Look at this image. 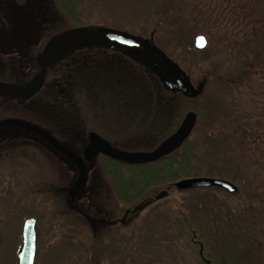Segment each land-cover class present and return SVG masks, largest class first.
<instances>
[{
	"label": "rangeland",
	"instance_id": "obj_1",
	"mask_svg": "<svg viewBox=\"0 0 264 264\" xmlns=\"http://www.w3.org/2000/svg\"><path fill=\"white\" fill-rule=\"evenodd\" d=\"M78 1L81 20L92 27L101 26L146 34L144 29L152 30L155 24H159L163 25L165 30L168 29L169 34L178 33L186 37L184 53L173 55L181 72L176 87L169 85L173 79L165 74H156L149 65L142 62L143 60L122 58L112 52V55L104 58V65L86 62V65L79 69V73L84 80L94 82L96 86L90 89L95 91L90 96L94 94V111L97 114L91 118L93 124L112 138L113 144L121 148L126 147L125 150L151 147L180 119L187 107L188 96L195 99V107L205 109V120L198 123V134L189 137L194 147L207 156V160L203 161V168L212 165L213 169H217L215 172L224 169L229 174L228 177L240 178L243 184L242 194L246 197L257 195L254 202L262 209L264 54H257L256 61L253 47L258 46L261 41L264 42V34L260 41L257 35L264 32L261 31L263 26L260 16L253 15L252 9H257L254 8L256 4L250 0ZM24 2L25 4L17 6L23 12L28 10L27 19L20 20L19 16L14 15L13 18L20 21L17 27H10L9 37H0V67H3L2 70L13 71L14 78L20 77L21 67L20 63L13 61L16 55L23 61L26 60L23 66L28 73L35 70L33 60L38 55L41 42L43 43L45 31L58 25H68L67 20L55 10L52 0ZM248 13H252L251 18L247 16ZM163 33L166 34V31ZM197 36L206 37V49H195L194 40ZM6 67L7 69H4ZM241 73L247 77L246 80L239 83L228 82L241 78ZM62 78L63 83L56 86L67 95L64 82L71 83L73 77L69 72ZM13 81L16 82L15 79ZM46 88L47 86L43 87L31 102L16 100L21 97L19 88L18 91L13 90L14 88L9 90L13 100L6 103L1 99L0 117L15 115L12 116L13 119L31 118L39 122L44 131L61 129L67 150L71 147L75 156L83 158V151L89 144L84 128H81L79 119L68 110H53V107H50L54 91L59 89L54 85L50 89ZM172 94H177L175 96L179 99L174 106L171 103ZM3 95L5 96V93ZM211 106L213 109L210 113L207 108ZM195 114L198 118L199 114ZM40 130H26L12 125L0 127V136H5L6 139L3 145L10 147L11 161L24 164L19 171L20 184L16 185H12L8 171L0 169V264L17 262L21 224L13 215L14 207L28 202L30 196L42 187L38 186L41 181L48 178L56 181L60 172L63 174V169L59 170V164L64 160L57 150L52 149L53 144L48 143L43 136L49 133ZM208 137L213 138L217 147L224 144L225 147L218 151L219 155L215 153L212 156L208 153V148L203 144ZM53 138L51 137L52 140L55 139ZM3 139L0 137V140ZM107 142L113 147L110 141ZM49 147H52V151ZM125 150L123 151L127 152ZM99 168L98 164L89 165L87 175H82L81 166L78 165L77 185L88 186L95 178L97 186L105 189L106 192L102 190L108 202L115 203L116 196ZM231 170L233 171L230 172ZM92 184L96 185L94 180ZM207 197L212 198L213 203H224L226 207L230 205L229 198L218 190L186 192L179 194L177 199L183 205H191L196 200ZM174 202L170 197L163 203L160 202L159 206L144 208L136 221L125 223V220L120 229L115 227L106 230L105 227L99 228L94 223L78 224L77 221L74 226L67 223L66 227H57L58 223L52 222L50 228L45 231L46 242L60 245L65 237L71 235L72 238L75 237L77 249L69 257L64 251V255L60 254L57 259L54 251L44 264H197L190 251H177L176 256L172 250L173 247L179 248L174 243L170 230V223L174 221L172 217L176 216ZM191 206L194 207L195 203ZM197 207L199 214L202 206ZM54 226L56 229L53 230ZM101 234L105 235L103 240ZM90 243L93 246L103 243L110 245L113 255L107 259L106 256L99 257L96 248H85V245ZM118 245L120 251L117 250ZM219 246L224 248L222 243ZM37 259V264H40L39 258Z\"/></svg>",
	"mask_w": 264,
	"mask_h": 264
},
{
	"label": "trees",
	"instance_id": "obj_2",
	"mask_svg": "<svg viewBox=\"0 0 264 264\" xmlns=\"http://www.w3.org/2000/svg\"><path fill=\"white\" fill-rule=\"evenodd\" d=\"M52 2L55 10L67 20L68 25H58L51 30L48 28L44 33L45 35L42 38L43 43L41 42L42 45L37 54L42 53L49 45H53L54 51L56 52V60L50 63L44 83L50 87L54 85L58 88L59 86H56V84L59 85L63 83L62 77L64 75L70 72L73 78L71 83L64 82L67 95H64V92H62L60 88L54 91V97L50 107H53V110L63 108V110H68L71 114L75 115L81 123V128H84L85 136H88L90 133H96L102 139L110 141L113 148H118L123 151L126 147L121 148L119 145L113 144L112 138L101 132V130L93 124V121H91V118L97 115L94 111V94L90 96L92 92H95L91 90L96 86H94V82L84 80L81 73H79V69H82L86 65V62L94 65H104V58L112 55L114 48L107 46L103 39L96 35V29L101 26L92 27L81 20L78 0H52ZM250 2L256 4L254 8L257 9H252L254 12L253 15L260 16L263 26L261 31L264 32V0H250ZM39 3L40 2H38V4ZM17 4L23 5L25 2L24 0H0L1 29L11 31L13 27L10 25V20L14 19V15H16V17L19 16L18 19L20 20L27 19L26 13L28 14V10L24 12L21 11L20 8L18 9ZM258 9H260L259 13ZM247 16L251 18L252 13H248ZM82 27H87L91 30V35L89 37L80 41H74L68 45L61 44L59 39L62 35L70 30ZM122 31L130 34L133 33L127 30ZM9 33L10 32H8V35H10ZM260 33L257 34L259 41L263 38L264 34ZM8 35L7 37H9ZM253 50H255L253 55L256 57L257 61V54H264V42H259V45L253 47ZM33 64L35 70L29 73L31 77L38 74L37 65L34 60ZM160 74L163 75V73H159V75ZM241 78H235L228 82L239 83L247 79L246 76L244 77L243 73H241ZM175 95H170L173 106L176 105L179 100ZM26 100L31 102L32 98L29 97ZM186 100L187 107L184 109L180 119L175 122V125H173L174 127H172V129L156 144L151 147H135L125 151H154L163 141L172 136L179 129L184 117L189 112L199 114L197 124L191 136L193 134H198L197 126L201 120H205V109L203 107L196 108L195 103H193L196 100L189 96ZM29 108L30 107H28V109ZM212 109V106L209 109L207 108L208 111L210 110V113ZM12 116L7 117L12 118ZM20 118L22 117L20 116ZM22 119L26 120L33 129L44 130L36 120L31 118ZM53 137L59 142L62 148L67 150V144L65 143L63 135H54ZM190 137L175 152L148 164L130 165L121 163L102 154L96 157L93 162H87L83 160V158L77 157L85 164L86 171L82 173V175H87V167L89 165L98 164L103 178L108 185L111 186L116 196L115 203L108 202V198L106 199L103 192L105 189L102 187V190L99 188L100 185L97 186L95 178H93V180L96 185L92 184L93 180L88 186L77 185L75 199L77 223H85V220L88 219L86 216L90 215H92L90 220L95 222V218H93L95 212L103 210L120 212L124 221L126 220L125 223L128 221H136L140 217L142 209L150 208L153 205L159 206L158 204L160 202L163 203L164 200L166 201L171 197L175 201L173 208L176 216L172 217L174 221L170 223V230L174 237V243L179 247L172 248L175 255L177 251L179 253L182 250L190 251L193 253L197 264H206L204 259L209 261L210 264H264V203L262 205L263 208L260 209L258 204L254 202L257 195L249 194L252 198L250 199V196L246 197L245 194H242L243 184L240 178L228 177L229 174L226 173L224 169H219L218 172H215L217 169H213L211 167L212 165L204 169L203 161L207 160V156L205 153H200L196 147H194ZM203 144L208 148V153L212 156H214L213 154L215 153L219 155L218 151H220L222 147H225L224 144L217 147L213 138L209 137L203 141ZM67 152L73 154L71 147H69V151L67 150ZM9 171L11 172V170ZM232 171L233 170L230 172ZM77 175L79 174L77 173ZM8 176L11 181L14 182V176L11 173H8ZM194 178L225 180L236 186L238 191L236 194H230L216 187L195 188L191 190H178L176 188L178 182ZM196 190L221 191L229 198L230 205L226 207L224 203H213L212 198L210 199L207 197L196 200L194 202L196 207H193L191 205H194V203L191 205H183L177 199L179 194L195 192ZM198 205L202 206L201 209H199V214H197L196 210ZM51 209L53 210L52 204L51 208L49 205H46L42 213L37 202L28 201L14 207L13 215L17 218V221L19 220V224L21 225L26 219L35 218L37 220V234L39 239L41 226L50 218L46 212ZM167 217L169 216L167 215ZM21 225L19 234H21ZM98 227L101 228L100 225H98ZM219 242L222 243V247L224 248H219ZM201 248L203 249L204 259L199 254ZM37 260L38 259H36V264L38 263Z\"/></svg>",
	"mask_w": 264,
	"mask_h": 264
},
{
	"label": "flooded vegetation",
	"instance_id": "obj_3",
	"mask_svg": "<svg viewBox=\"0 0 264 264\" xmlns=\"http://www.w3.org/2000/svg\"><path fill=\"white\" fill-rule=\"evenodd\" d=\"M11 21L14 23H11ZM18 22H20V21L15 20V19H11L10 25L12 27H17ZM154 27L155 28L152 30L144 29V31H146V34H138V33H132V34L134 36L148 42L149 44L156 46L179 69L178 63H177V61L173 55L184 53V47L186 46V37H184V35L182 37V35L178 34V33L173 34V35L169 34L170 32H168V29L165 30V27L163 25L160 26L159 24H155ZM164 30L166 31V34L163 33V32H165ZM5 31H6L5 37H7L8 31L7 30H5ZM148 31H149V33H148ZM103 41L106 43L107 46L114 48L113 52L117 53L118 55H121L122 58L138 59L137 61L143 60L142 62L146 65H149V67H151V69L155 73H163L166 75V77H170L171 79H173L172 80L173 82L169 83L170 87H176L175 84L177 81H179V79L172 78L170 75L166 74L159 67L154 65L145 56L144 52L140 48L128 47V46H125V45L117 43V42H107L105 40H103ZM51 46L52 45H49L47 47V49H49ZM194 47H195V40H194ZM54 53H56V52L53 49V51H52L53 56H54ZM38 55H36L34 58V62L37 65L38 74L33 75L32 77L28 75L31 71L28 73L23 66V64L26 63V60L23 61L22 58L18 55H16V58L13 59V61L21 64V67H19V74H20L21 78L20 77H18V78L12 77L13 71L2 70L3 67H0V101L2 99V100H4V102L7 103V102L13 100V97L9 93V90H12L13 88H14L13 90L17 89V91H18V88L20 89L19 92H21V97H17L16 100H21V101H27L26 99L28 98V96H31V98L33 99L35 96H37V94H39L41 92L43 87L45 88L47 86V88L50 89V87L44 83V80L46 77L45 76L42 83L40 84L39 89L36 92H34L33 94H29V92H28L30 89L29 87H31L32 84H34L36 78L39 76V73H40L38 64L36 62V57ZM54 60H55V57L52 58L51 62ZM4 69H7V67ZM47 73H48V69H47ZM47 73H46V75H47ZM30 77H31V80L29 81ZM13 79H15L16 82H14ZM18 82L20 83V85H17ZM26 82H28V83L26 84ZM4 93H5V96L3 95ZM4 97H5V99H4ZM23 99H25V100H23ZM10 119H13V118H10L7 116L6 117L5 116L0 117V122L10 120ZM15 120H21V121L26 122V120H24V119H15ZM26 130H34V129L31 127L30 129H26ZM42 132L43 133L46 132V133H49L51 135L50 136L49 134L48 135L43 134V136L46 137L47 142L50 144H53V148L52 147L51 148L57 150L58 154L61 156V159H63L64 161H62L59 164L60 165L59 170L63 169V174H62V172H60L56 181H51V179H49V178L41 181V183H39L38 186H42V187L37 192L33 193L30 196V198L28 199V201L37 202L42 213L44 212V208L46 205H49V207L51 208V204H52V207H53V210L51 209V210H48L46 212L50 218L47 221V223H45L41 226V230L39 232V239H38L39 240V243H38L39 244L38 245L39 250H37V258H39L40 264H44L46 259L49 256H51L54 251H55V259H57V258H59L60 254L64 255V251H65L66 255L69 257V256H71V253H73L77 249L75 237L72 238L71 235H69V237H68V238H70L69 240L67 237H65L64 240L60 243V245L59 244L53 245V243H47L46 242V239H45L46 232L45 231L48 230V228H50L49 225L52 222H57L58 223L57 227H66L67 223L69 226H74V224L77 220L76 219L77 210L75 208V206H76L75 205V199H76V191H77L76 190V188H77L76 177H77L78 165L81 166L82 173H85V171H86L85 164L81 160H79L77 158V156L67 152L64 148H62L60 146L59 142L53 138L54 135H57V136L63 135L61 129H54L52 131L42 130ZM0 137L4 138L3 140H0V169H2V170L6 169L8 171V173H11L14 176V182H12V185L20 184L19 171H20V167L24 164L11 161L12 156H11V153L9 150L10 147L8 145H3V144H5L4 142L6 141L5 136L3 137L1 135ZM51 137L54 140H52ZM88 139H89V135H88ZM40 143L43 144L42 140H40ZM87 146L85 147V149L87 148ZM51 148H50V150H51ZM83 153H84V151H83ZM9 170H11V172ZM8 173H7V175H8ZM81 181H82V179H80V182ZM91 216L92 215L86 216V218H88L87 219L88 222H87V220H85V223H91V225L93 223H96V224L98 223L97 225H100L101 228L105 227L106 230H109V229H112L115 227H117V229H120V227H121L120 225L123 226V224H124L123 216L118 211L117 212H115L113 210L96 211L95 216H93V218H95L94 219L95 222L90 220ZM72 223H73V225H72ZM54 229H56V226H54L53 230ZM59 229H61V228H59ZM74 231H75V229H74ZM53 233H55V232H53ZM101 235H102V240H103L105 235H103V234H101ZM21 244H22V230H21V243L18 247L16 258L18 256V252H19V249L21 247ZM119 247H120V245H118L117 250H119ZM85 248L86 249L90 248L92 250H93V248H96L99 251V257L100 256L101 257L106 256L105 257L106 259L108 257L111 258L110 257L111 254L113 255V248L108 244L103 243V244H99L98 246L97 245L93 246V244L90 243V244H86ZM119 251L117 254H119ZM16 261H17V259H16Z\"/></svg>",
	"mask_w": 264,
	"mask_h": 264
},
{
	"label": "water",
	"instance_id": "obj_4",
	"mask_svg": "<svg viewBox=\"0 0 264 264\" xmlns=\"http://www.w3.org/2000/svg\"><path fill=\"white\" fill-rule=\"evenodd\" d=\"M96 35L107 42H117L128 47L140 48L145 56L157 67L163 70L172 78H180V70L170 61V59L156 46L134 36L133 34L113 30L106 27L96 29ZM91 35V30L87 27L77 28L66 32L60 37V42L63 45H68L74 41L83 40ZM6 31L0 29V37H5ZM208 40L204 36H198L195 39V48L199 51L206 49ZM52 45L45 52L36 57V62L39 67V76L36 78L34 84L29 87V94L36 92L44 77L46 76L48 66L53 58ZM197 116L190 112L182 121L179 129L165 141H163L154 151L151 152H124L115 149L107 141L102 139L96 133L89 134V145L84 150L83 158L85 161L92 162L99 155L108 156L121 163L130 165H142L155 162L162 157H165L176 150H178L189 138L193 129L195 128ZM4 125H12L30 129L31 126L21 120L10 119L0 122V127ZM216 187L225 190L230 194L237 193V187L232 183L214 179V178H194L180 181L176 184L178 190H190L195 188H209ZM38 249V234H37V220L35 218H28L24 221L22 226V244L18 252L16 264H36ZM200 256L203 258V249L200 250ZM204 259V258H203ZM206 264H210L205 260Z\"/></svg>",
	"mask_w": 264,
	"mask_h": 264
}]
</instances>
